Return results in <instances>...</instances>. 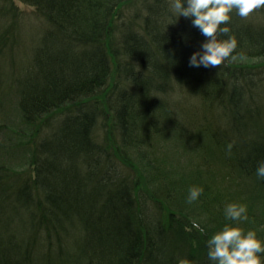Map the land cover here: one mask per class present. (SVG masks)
I'll return each instance as SVG.
<instances>
[{"label":"trees","instance_id":"16d2710c","mask_svg":"<svg viewBox=\"0 0 264 264\" xmlns=\"http://www.w3.org/2000/svg\"><path fill=\"white\" fill-rule=\"evenodd\" d=\"M20 1L37 18L0 0V99L20 92L28 164H0V264H211L231 201L264 238V8L233 12L234 58L193 67L207 37L170 0Z\"/></svg>","mask_w":264,"mask_h":264},{"label":"clouds","instance_id":"9594fccd","mask_svg":"<svg viewBox=\"0 0 264 264\" xmlns=\"http://www.w3.org/2000/svg\"><path fill=\"white\" fill-rule=\"evenodd\" d=\"M259 8H264V0H170L169 3L171 23L181 16L189 17L192 24L207 37L200 49L189 58V64L193 67H214L234 58V50L238 47L237 37L232 34L220 38L221 34L231 33L229 22L233 12L248 17ZM232 147L233 143L229 142V152ZM256 175L264 178V161L258 162ZM204 191L203 185H191L187 201L192 203L199 200ZM224 215L229 223H225L207 240V255L211 264H264V238L258 235L255 228L243 226V222L249 220L248 205L241 201L228 202ZM192 226L202 233L207 231L199 219L194 218ZM177 264H193V261L188 257H178Z\"/></svg>","mask_w":264,"mask_h":264},{"label":"rangeland","instance_id":"374dc122","mask_svg":"<svg viewBox=\"0 0 264 264\" xmlns=\"http://www.w3.org/2000/svg\"><path fill=\"white\" fill-rule=\"evenodd\" d=\"M13 3L14 6L17 7L19 13L22 14V18H24L23 23L26 27V30H28L30 25H32L33 23L32 20L34 18H37L35 17L36 16L35 8L24 4L20 0H13ZM27 36H29L28 33L26 37ZM263 61L237 60L234 61L233 63L239 64L246 62V64L260 65L263 64L262 63ZM6 90H10V92L0 99V164L4 163L8 165L9 168L12 169L13 171L14 170L21 171L27 167L28 164V162H26L27 158H19L17 156L14 157L13 154H10L9 152L10 150L12 151L13 148H15L17 142L14 131L19 130L20 128L21 110L19 107V102L21 97H20V92L17 89L9 87ZM11 138H15V139H11ZM236 194L238 195V192Z\"/></svg>","mask_w":264,"mask_h":264}]
</instances>
